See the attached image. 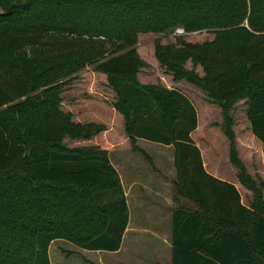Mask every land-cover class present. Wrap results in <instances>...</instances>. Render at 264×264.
Here are the masks:
<instances>
[{
    "label": "trees",
    "instance_id": "obj_1",
    "mask_svg": "<svg viewBox=\"0 0 264 264\" xmlns=\"http://www.w3.org/2000/svg\"><path fill=\"white\" fill-rule=\"evenodd\" d=\"M178 28L176 42H156V58L222 107L248 205L206 171L190 98L138 80V34ZM203 30L213 39L184 38ZM89 65L115 93L132 149L142 151L137 138L174 146L175 189L189 202L173 213L172 264H264V181L238 156L230 114L245 100L264 151V0H0V264H51L55 239L120 247L128 209L107 150L64 142L105 129L61 108L66 84Z\"/></svg>",
    "mask_w": 264,
    "mask_h": 264
},
{
    "label": "rangeland",
    "instance_id": "obj_2",
    "mask_svg": "<svg viewBox=\"0 0 264 264\" xmlns=\"http://www.w3.org/2000/svg\"><path fill=\"white\" fill-rule=\"evenodd\" d=\"M181 30L182 28H178L173 32L158 34L142 32L138 34L136 50L140 58L146 63L137 75L138 80L142 84H162L169 88H177L190 98L195 107L200 110L207 107L209 114L200 113L198 125L192 132V137L203 152L202 158L207 168L218 167L220 175L232 177L239 181V168L231 159V142L225 133L222 107L213 101L200 86L184 79L176 81L156 58V42L160 40L164 44L174 43L177 40V35H181L179 33ZM213 37L214 34L206 30L191 32L184 36L186 40L192 42H202L213 39ZM191 65V62L187 63L189 68ZM197 71L201 75L204 74L200 66L197 67ZM61 96V108L63 111L72 113L73 120L83 123L93 122L105 126L103 131L90 139L72 140L64 138L67 146L97 145L101 149L107 150L108 156L110 154L112 157H115L114 153L116 152H123V149L134 150L124 130L123 116L112 105L116 100L115 93L108 86L106 76L102 72L94 70V65L86 66L80 70L66 84ZM114 110H116L117 116H115ZM118 113L120 114L118 115ZM230 114L234 120L232 129L235 134L238 156L246 166L248 173H250L249 170L255 169L257 170L256 174L260 176L263 167L261 142L251 134L245 100L235 102ZM137 141L138 148L145 147L147 151L151 152V154L145 152V163L155 166L157 162H161L165 169L174 167V161L171 158L174 152L173 145L144 140H139L138 144ZM123 157L125 156L123 155ZM160 157H162V161H160ZM119 172H121L120 168ZM253 178L258 181L255 176ZM251 197H253V193ZM251 200L252 198L248 201L249 204ZM129 241L131 242V239ZM132 243L137 244L135 241ZM48 253L51 264H114L115 259L114 254H111L112 252L83 249L64 239L53 241L48 248Z\"/></svg>",
    "mask_w": 264,
    "mask_h": 264
},
{
    "label": "crops",
    "instance_id": "obj_3",
    "mask_svg": "<svg viewBox=\"0 0 264 264\" xmlns=\"http://www.w3.org/2000/svg\"><path fill=\"white\" fill-rule=\"evenodd\" d=\"M196 110L198 119L200 118V113L209 114L207 107L202 110L197 108ZM115 112L116 110H114ZM115 116H117L116 113ZM249 126L251 127V123ZM250 131L252 136L258 139L253 134L251 128ZM137 140L138 144L139 140L151 142L144 138H137ZM260 146L263 154L261 178L256 174L257 170L251 169L249 172L258 181H264V151L262 142ZM123 150V152L114 153L115 157L109 154V159L120 176L127 203L128 221L122 234L120 247L117 250L95 251L112 252L111 254H114L115 258L114 264H172L173 213L176 207L189 202L176 192L175 180L177 179V169L175 163L174 167L169 169H165L163 167L164 164L161 162H157L155 166H152L144 162L146 159L144 152L151 154L145 147L141 149L144 152L130 150L129 148L128 150ZM201 153L203 154V152ZM171 158L174 161V152ZM159 159L162 161V157ZM204 166L206 171L211 175L233 183L241 194L242 203L245 205L249 204L248 201L252 198V191L243 185L240 180L220 175L218 167L210 169L205 164ZM119 168L123 174H120ZM129 239H131V242ZM133 241L137 242V244L132 243Z\"/></svg>",
    "mask_w": 264,
    "mask_h": 264
},
{
    "label": "built area",
    "instance_id": "obj_4",
    "mask_svg": "<svg viewBox=\"0 0 264 264\" xmlns=\"http://www.w3.org/2000/svg\"><path fill=\"white\" fill-rule=\"evenodd\" d=\"M182 32H184V30H183V29H182V30H181V32H179V33H182Z\"/></svg>",
    "mask_w": 264,
    "mask_h": 264
}]
</instances>
